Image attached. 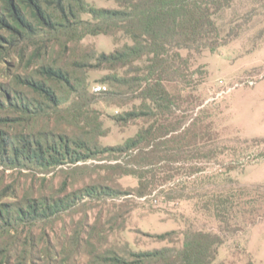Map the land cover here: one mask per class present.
I'll return each instance as SVG.
<instances>
[{"label": "trees", "instance_id": "trees-1", "mask_svg": "<svg viewBox=\"0 0 264 264\" xmlns=\"http://www.w3.org/2000/svg\"><path fill=\"white\" fill-rule=\"evenodd\" d=\"M112 1L116 7L87 0H0V62L13 57L4 67L8 78L0 82V264H213L231 220L240 213L236 210L248 214L242 215L248 224L261 215L255 214L259 209L245 210L253 202L245 198L252 188H214L220 184L215 180L219 172L187 163L190 156L212 158L213 150L205 141L211 125L205 123L204 106L191 119L186 113L197 99L196 79L204 74L202 66L191 69V56L216 51L255 17L263 18L264 0H247L241 12L234 11L238 0ZM87 35L111 36L115 42L120 36L128 42L97 52L81 47ZM90 69L107 71L95 84L100 91L87 87ZM98 101L126 107L111 116L116 124L142 120V126L123 143L102 146L98 137L107 129L92 107ZM103 157L106 162L97 164L106 171L102 179L62 195L5 181L6 170L27 174L63 164L80 168L78 162ZM124 175L136 178L133 189L115 186V178ZM181 184V190H195L199 208L218 222L216 231L168 230L153 236L180 246L148 250L98 246L94 237L83 239L80 232L57 246L46 232L82 199L147 198L154 191L164 198Z\"/></svg>", "mask_w": 264, "mask_h": 264}, {"label": "rangeland", "instance_id": "rangeland-1", "mask_svg": "<svg viewBox=\"0 0 264 264\" xmlns=\"http://www.w3.org/2000/svg\"><path fill=\"white\" fill-rule=\"evenodd\" d=\"M87 1L99 7H116L112 0ZM248 5L247 0H238L234 11L241 12ZM124 42L128 40L120 36L115 42L111 36L87 35L81 41V47L110 52ZM181 53L186 56V51ZM3 59L0 62V82L8 78L4 67L6 61H13V57L6 55ZM190 63L191 69L202 66L204 74L199 80L196 79L198 74L192 76L198 81L193 88L197 99L186 114L191 119L204 106L205 123L209 121L211 125L210 138L205 141H208L206 145L213 153L212 158L203 160L190 156L187 163L192 166L203 164L209 167V173L215 175L219 172L215 180L220 184L211 185L214 188H252L253 191L245 198L253 202L246 204L245 210L259 209L255 214H261L255 223L248 224L242 216L248 214L236 210L240 213L231 220L232 226L225 234V242L219 248L213 264H241L248 259L254 264H264V200L261 197V191H264V17H255L242 28L238 36L216 51L194 53ZM106 73V70L101 69L87 71L89 91L96 83H102L101 78ZM92 107L100 112L103 128L107 129L104 135L98 137L102 146L123 143L143 124L142 120H137L118 125L111 119L125 106L98 101ZM252 138L263 141L252 144ZM98 159L78 162L80 168L75 167V164H63L47 172L24 171L27 174H16L6 170L5 181H19L21 185L32 186L36 192L62 195L92 180L102 179L106 171L98 168L97 164L106 160L104 157ZM196 175L201 174H193L190 179ZM177 177L182 180L185 178L182 175ZM223 178H231L233 182L225 183ZM191 184L192 180H189L187 185L191 187ZM136 185L137 180L133 176L115 178V186L122 191L131 190ZM182 185L170 189L164 198L156 196L154 191L147 198L124 194L92 201L82 199L79 207L64 212L60 219L46 228V232L57 246L80 232L83 239L86 235L94 237L98 246L119 249L127 245L133 250H148L180 246V242L169 243L153 236L168 230L183 231L193 227L216 231L218 222L199 208L198 198L192 195L195 190L189 187L181 190ZM253 188L259 189V192ZM179 193L183 195L178 196ZM84 260V256L80 258V261Z\"/></svg>", "mask_w": 264, "mask_h": 264}, {"label": "built area", "instance_id": "built-area-1", "mask_svg": "<svg viewBox=\"0 0 264 264\" xmlns=\"http://www.w3.org/2000/svg\"><path fill=\"white\" fill-rule=\"evenodd\" d=\"M102 89L101 85L100 84H97L93 87V90L94 91H100Z\"/></svg>", "mask_w": 264, "mask_h": 264}]
</instances>
